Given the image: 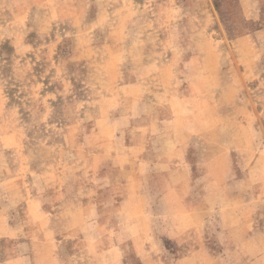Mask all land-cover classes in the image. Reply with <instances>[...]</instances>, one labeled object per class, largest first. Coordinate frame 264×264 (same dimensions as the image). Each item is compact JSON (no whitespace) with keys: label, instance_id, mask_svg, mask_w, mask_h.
<instances>
[{"label":"rangeland","instance_id":"rangeland-1","mask_svg":"<svg viewBox=\"0 0 264 264\" xmlns=\"http://www.w3.org/2000/svg\"><path fill=\"white\" fill-rule=\"evenodd\" d=\"M0 264H264V0H0Z\"/></svg>","mask_w":264,"mask_h":264}]
</instances>
